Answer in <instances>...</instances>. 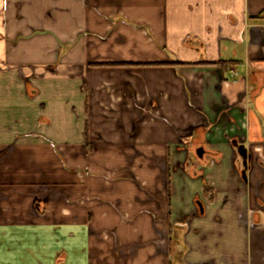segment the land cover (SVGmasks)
<instances>
[{"label":"crops","instance_id":"crops-1","mask_svg":"<svg viewBox=\"0 0 264 264\" xmlns=\"http://www.w3.org/2000/svg\"><path fill=\"white\" fill-rule=\"evenodd\" d=\"M0 264H264V0H0Z\"/></svg>","mask_w":264,"mask_h":264},{"label":"water","instance_id":"water-1","mask_svg":"<svg viewBox=\"0 0 264 264\" xmlns=\"http://www.w3.org/2000/svg\"><path fill=\"white\" fill-rule=\"evenodd\" d=\"M201 151H202V150H201L200 148L197 149L196 153H197L198 156H201Z\"/></svg>","mask_w":264,"mask_h":264}]
</instances>
